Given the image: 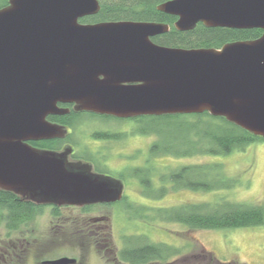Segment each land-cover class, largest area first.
I'll return each mask as SVG.
<instances>
[{
  "label": "water",
  "instance_id": "obj_1",
  "mask_svg": "<svg viewBox=\"0 0 264 264\" xmlns=\"http://www.w3.org/2000/svg\"><path fill=\"white\" fill-rule=\"evenodd\" d=\"M99 0H9L0 8V188L38 204L119 201L124 182L71 161L73 147L39 149L29 140L63 137L49 115L70 109L120 118L209 112L264 137V34L222 48L161 45L154 21L79 19ZM176 28L264 29V0H169ZM60 257L44 264H73Z\"/></svg>",
  "mask_w": 264,
  "mask_h": 264
},
{
  "label": "rangeland",
  "instance_id": "obj_2",
  "mask_svg": "<svg viewBox=\"0 0 264 264\" xmlns=\"http://www.w3.org/2000/svg\"><path fill=\"white\" fill-rule=\"evenodd\" d=\"M193 120L190 114H186L179 118L171 117L159 121L157 128L162 130L163 147H170L174 151L195 148L196 136L189 130ZM77 121L73 139L78 140L79 151L106 149L105 151L109 153L108 163L114 168L123 165H145L144 167L151 169L153 185L146 191L140 180L130 172L132 176L125 177L127 188L124 200L112 205H95L86 210H82L80 206L64 207L62 215L65 221L61 222L60 219L52 217L51 208L46 207L42 213L36 215L29 226L23 227L21 232H13L11 238L26 237L29 248L25 247L27 249L22 251L23 245L19 244V249L9 250L10 257L13 256L11 264H44L46 260L60 257L75 258L76 262L73 264H127L116 257L115 251L125 246L127 236L136 234L144 235L153 242L167 243L180 248L179 253L169 259L172 264H213L212 254L226 262L264 264V225L191 229L183 223L163 220L156 211V208L184 203L214 201L221 196L234 201L264 204V140L252 142L243 150L218 156L207 154L153 156L150 147L159 139L158 135L138 133L136 131L138 124L133 121H104L87 115ZM147 124L152 125V121L147 120ZM105 129L129 130L130 135L119 140L92 139L93 131ZM180 138H187L188 142H182ZM133 153H136L135 157H131ZM147 157L150 159L147 161L148 164L144 162ZM213 161L223 162L226 173L237 179L233 189L202 191L175 188L166 175L164 176L167 181L160 180V174H167L182 165ZM162 186H166L167 189L161 195ZM127 204L133 206L128 207ZM72 218L81 222L85 219L94 221L105 218L100 224L107 232L112 231V243L105 241L103 235L98 233L95 237L90 232H85V235L81 233L72 235L70 232ZM5 232L3 228L0 229L1 245L8 239ZM185 256L188 259L180 261V258Z\"/></svg>",
  "mask_w": 264,
  "mask_h": 264
},
{
  "label": "trees",
  "instance_id": "obj_3",
  "mask_svg": "<svg viewBox=\"0 0 264 264\" xmlns=\"http://www.w3.org/2000/svg\"><path fill=\"white\" fill-rule=\"evenodd\" d=\"M99 1V12L96 15L81 18V22L99 23L104 21L131 20L169 23L171 25L169 31L152 38L154 42L166 46L220 49L227 43L255 40L264 34V29L262 28L239 29L220 26L209 27L203 22H199L191 30H179L174 25V21L177 20V17L162 12L158 8L160 4L167 0ZM8 4L9 0H0V8H3ZM84 115L93 118H100L104 121H128L124 118L112 115L87 111L56 115L54 117H57V120L60 122L75 125L77 124L76 121L82 119ZM184 115L186 114L142 115L134 118V121L138 124V127L136 128L138 133L143 135H153L152 133H156L158 135L159 139L154 141L150 147L153 156L166 154L174 156H186L192 154L218 156L229 154L235 150H243L252 142L264 140V137L256 135L234 122L229 121L226 117L214 116L206 111L204 113L190 114L194 120L189 126V130L196 136L197 146L195 148L188 150L178 149V151H174L170 147H163V139L161 137L162 130L161 128H157V125L159 124L158 122L163 121V119L171 117L179 118ZM149 119L152 121V125L150 126L147 124V120ZM185 130H187V128ZM124 135V133H119L118 131L110 129L95 130L91 134L93 139L98 140H118ZM180 139L182 142H188L187 138ZM73 141L76 144L75 140H72V142ZM62 143L63 142L54 141L49 142L45 146L53 148L54 150H59ZM193 143H195V141H193ZM83 151L85 152V150ZM83 151L74 154L73 158L77 159L81 157V153H84ZM84 155L91 161H97L94 158L95 154L92 151L90 152V150ZM97 164L98 163H96V166ZM151 173V169H143L136 170L132 174L140 180L141 185L146 191H148L153 185V177L150 176ZM120 175L123 177L132 176L130 172H122ZM164 175L167 176L175 188L184 187L192 190H231L237 183L236 178L231 177L226 173L224 163L220 161L182 165L169 171L167 174H160V180L162 182L167 181V178ZM166 189V186L161 187V195L165 193ZM95 205L99 204L80 206V208L86 210ZM70 206L73 205L60 206L53 204H38L22 194L0 188V229L3 228L6 231L5 235L8 238L4 241L5 244H0V264H11V257L13 256L10 257L11 254L9 250L11 251V249L14 248L19 249V244L23 245L22 251L29 248V242L26 240V237L12 239L13 232L22 231L23 227L29 226L35 219L36 215L42 213L46 207L51 208L52 217L60 219V222L61 220L65 221L62 215V210L64 207ZM127 206L130 207L133 205L127 204ZM156 209V211L162 216L163 220L183 223L191 229H220L264 225L263 203L234 201L225 196H221L214 201L184 203ZM139 216L143 217V215ZM104 219L94 220L96 222L91 219H85L83 222L78 219H73L71 222L72 230L70 232H72V235L73 233H81L85 235V232H90L94 237L96 233H98L101 234V236L103 235L105 241L112 243V231L107 232L105 227L100 224ZM145 238L144 235L137 234L127 236L125 246L121 249L116 248V257L127 264L173 263L169 259L172 256L177 255L180 248L167 243L153 242ZM211 256V259L214 261L213 264H239L233 261H222L213 254ZM187 259L188 257L185 256L180 258V261Z\"/></svg>",
  "mask_w": 264,
  "mask_h": 264
},
{
  "label": "flooded vegetation",
  "instance_id": "obj_4",
  "mask_svg": "<svg viewBox=\"0 0 264 264\" xmlns=\"http://www.w3.org/2000/svg\"><path fill=\"white\" fill-rule=\"evenodd\" d=\"M167 1H169V0H167ZM99 5H100V1H99ZM99 10H100V8H99ZM97 13L91 14V15H86V16L96 15ZM170 15H172V14H170ZM86 16H83V17H86ZM173 16H176V15H173ZM83 17H81V18H83ZM176 17L178 19V16H176ZM80 19H79V21H80ZM176 21L177 20L174 21V25H175ZM81 23H83V24H94L92 22H81ZM166 24H168L171 27V25L169 23H166ZM59 106H63V107L69 108L70 111L67 114H71L73 112L74 113L75 112L76 113L84 112V111H76L75 110V107H74L75 106V103H62V102H60L59 103ZM54 116H56V115H49L47 117V119L50 122H52V123H55V124H58V125H62L63 127H65V129H67V133L63 137H53V138H44V139L29 140L28 143L31 144L32 146L36 147V148H39V149L54 150L53 148L47 147L45 145L48 144L49 142H54V141H56V142H63L62 145H61V148L59 150H57V151H61L65 147L72 146L73 147V152L69 156V159L71 161H84V162H89V163H91L93 165L94 171L111 175V176H113L115 178L121 179L124 182V193H123V196H122V198L119 201L113 202V204H116V203L124 200L125 197H126L125 189L127 188V181L125 180V177H123L122 175H120V173H122V172H134L136 170H143L145 168L147 169V166L144 167L145 165L144 166H141V165L135 164V165H123V166H121L119 168H114V167L110 166L109 163H108L109 153L107 151H105L106 149H104V151H103L100 148H98V149L97 148L96 149H89L90 152L92 151L96 155V156L94 155V158L97 160L96 162L95 161H91L90 159H88L87 157H85L84 154H86V152H87L86 150H85V152L83 151L84 153H81V157H79L77 159L76 158H73L74 157L73 156L74 154H76L77 152L78 153L80 152L78 150V148H77L78 147V140H75L76 144L74 143V141L72 142V140H74L73 137H74V133H75L74 132L75 131V127L78 124H75V125L72 124L71 125V124L63 123V122L58 121L57 120L58 118L57 117H54ZM134 118L135 117H129V118H124V119L125 120H128V121L135 122L134 121ZM76 122L78 123V121H76ZM115 131H118L119 133H124L125 134L124 136H129L130 135V131L129 130H125V131H123V130H115ZM137 135H139V134H137ZM95 141H101V140L95 139ZM135 155H136V153H133V154H131V157H135ZM147 161H150L149 157H147L146 159H144V162L147 163ZM96 163H98L97 166H96ZM97 204H106V205H108V204H112V203H97Z\"/></svg>",
  "mask_w": 264,
  "mask_h": 264
}]
</instances>
